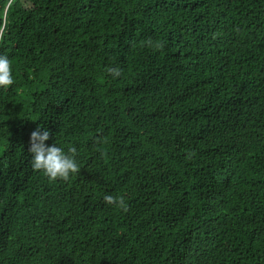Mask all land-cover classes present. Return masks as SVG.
Returning <instances> with one entry per match:
<instances>
[{"label": "trees", "instance_id": "obj_1", "mask_svg": "<svg viewBox=\"0 0 264 264\" xmlns=\"http://www.w3.org/2000/svg\"><path fill=\"white\" fill-rule=\"evenodd\" d=\"M0 55V264H264V0H0Z\"/></svg>", "mask_w": 264, "mask_h": 264}, {"label": "clouds", "instance_id": "obj_2", "mask_svg": "<svg viewBox=\"0 0 264 264\" xmlns=\"http://www.w3.org/2000/svg\"><path fill=\"white\" fill-rule=\"evenodd\" d=\"M113 77L119 76V70H108ZM13 83L12 67L6 56L0 55V88H6ZM49 131L37 126L29 135L28 152L31 155V166L41 171L45 176L55 180L67 179L72 172L76 171L75 160L62 148L46 144L49 140ZM106 203H115L116 198L112 195L103 197Z\"/></svg>", "mask_w": 264, "mask_h": 264}]
</instances>
